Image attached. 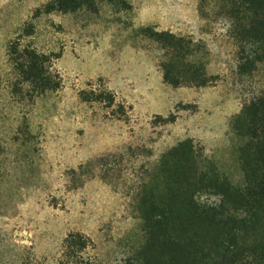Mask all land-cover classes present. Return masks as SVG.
<instances>
[{
  "label": "rangeland",
  "instance_id": "1",
  "mask_svg": "<svg viewBox=\"0 0 264 264\" xmlns=\"http://www.w3.org/2000/svg\"><path fill=\"white\" fill-rule=\"evenodd\" d=\"M52 1L0 0V264H140L143 204L178 209L172 149L190 141L186 188L199 177L191 169L211 166L242 182L232 123L264 95L262 43L238 37L229 0H97L47 12ZM156 31L192 40L175 66L178 86L164 79L171 51ZM18 38L54 54L59 89L14 91ZM203 76L205 85L192 82ZM195 197L221 198L206 188Z\"/></svg>",
  "mask_w": 264,
  "mask_h": 264
},
{
  "label": "trees",
  "instance_id": "2",
  "mask_svg": "<svg viewBox=\"0 0 264 264\" xmlns=\"http://www.w3.org/2000/svg\"><path fill=\"white\" fill-rule=\"evenodd\" d=\"M96 1L53 0L46 11L73 12L84 6L94 7ZM229 1L232 16L234 13L238 18V37L262 43V54L258 56L262 58L264 0ZM155 34L171 51L170 59L164 63V79L178 86L184 76L175 66L184 58L182 50L189 49L192 40L168 31ZM9 56L18 77L15 92L26 90L34 97L61 86V78L53 69L54 54L41 53L31 45H23L18 38L10 44ZM192 82L206 84L205 77ZM25 84L28 89H23ZM232 130L242 139L238 147L241 183L222 177L211 166L208 173L191 169L200 178L186 188V163L194 158L190 141L170 151L171 156H180L173 167L180 174L173 188L178 209L169 199L161 202L163 209L158 212L153 210L157 204L150 205L151 208L143 204L149 210L142 216L147 239L137 257L140 264H264V95L244 105L233 120ZM205 188L220 195V200L212 204L197 201L196 193Z\"/></svg>",
  "mask_w": 264,
  "mask_h": 264
},
{
  "label": "crops",
  "instance_id": "3",
  "mask_svg": "<svg viewBox=\"0 0 264 264\" xmlns=\"http://www.w3.org/2000/svg\"><path fill=\"white\" fill-rule=\"evenodd\" d=\"M142 23H148V22H146V21H143Z\"/></svg>",
  "mask_w": 264,
  "mask_h": 264
}]
</instances>
